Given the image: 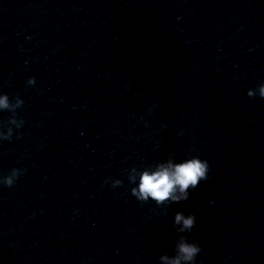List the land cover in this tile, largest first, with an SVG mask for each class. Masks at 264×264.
Wrapping results in <instances>:
<instances>
[{
  "label": "water",
  "instance_id": "1",
  "mask_svg": "<svg viewBox=\"0 0 264 264\" xmlns=\"http://www.w3.org/2000/svg\"><path fill=\"white\" fill-rule=\"evenodd\" d=\"M260 83L264 0H0V92L25 121L0 141V175L22 169L0 186V264H160L177 211L195 264H264ZM170 153L208 179L138 201L128 170Z\"/></svg>",
  "mask_w": 264,
  "mask_h": 264
},
{
  "label": "clouds",
  "instance_id": "2",
  "mask_svg": "<svg viewBox=\"0 0 264 264\" xmlns=\"http://www.w3.org/2000/svg\"><path fill=\"white\" fill-rule=\"evenodd\" d=\"M35 77H29L27 85H35ZM249 97L264 98V83L256 88H249ZM24 100L16 97L11 101L9 95L0 92V112L5 110L12 113L7 122V129L0 123V141L11 139L13 130L19 129L25 123L23 119L16 118V110L21 108ZM22 169L13 168L7 175H0V186L11 187L18 179ZM209 163L199 156H192L176 160L174 154H169L166 160L156 162L147 167H131L127 172L131 194L141 202L152 200L156 205H168L187 201L192 190H195L201 181L208 179ZM120 179L111 180L112 188L122 185ZM197 217L194 213L185 214L177 211L173 215L172 224L180 235L175 241L174 255L163 254L159 256L160 264H195L201 247L194 240L183 235L190 233L196 225Z\"/></svg>",
  "mask_w": 264,
  "mask_h": 264
}]
</instances>
